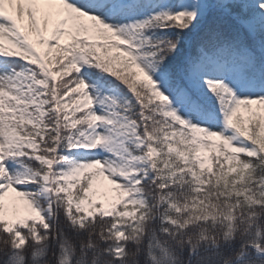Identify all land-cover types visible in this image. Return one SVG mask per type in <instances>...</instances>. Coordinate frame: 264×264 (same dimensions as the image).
<instances>
[{
  "label": "snow or ice",
  "instance_id": "6c2138e0",
  "mask_svg": "<svg viewBox=\"0 0 264 264\" xmlns=\"http://www.w3.org/2000/svg\"><path fill=\"white\" fill-rule=\"evenodd\" d=\"M0 264H264V0H0Z\"/></svg>",
  "mask_w": 264,
  "mask_h": 264
}]
</instances>
